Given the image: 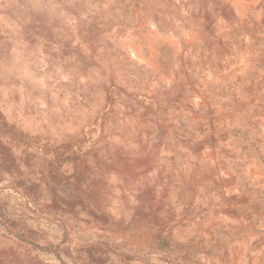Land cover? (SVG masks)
<instances>
[{"label":"rangeland","instance_id":"rangeland-1","mask_svg":"<svg viewBox=\"0 0 264 264\" xmlns=\"http://www.w3.org/2000/svg\"><path fill=\"white\" fill-rule=\"evenodd\" d=\"M0 264H264V0H0Z\"/></svg>","mask_w":264,"mask_h":264}]
</instances>
